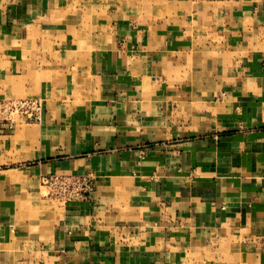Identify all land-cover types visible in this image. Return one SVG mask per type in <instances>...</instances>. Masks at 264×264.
I'll use <instances>...</instances> for the list:
<instances>
[{
    "label": "crops",
    "instance_id": "0c3cea01",
    "mask_svg": "<svg viewBox=\"0 0 264 264\" xmlns=\"http://www.w3.org/2000/svg\"><path fill=\"white\" fill-rule=\"evenodd\" d=\"M26 95L0 264H264V0H0V99Z\"/></svg>",
    "mask_w": 264,
    "mask_h": 264
},
{
    "label": "rangeland",
    "instance_id": "374dc122",
    "mask_svg": "<svg viewBox=\"0 0 264 264\" xmlns=\"http://www.w3.org/2000/svg\"><path fill=\"white\" fill-rule=\"evenodd\" d=\"M12 100L21 103L28 101L34 104L19 107L18 104L10 103ZM42 109L41 100L29 95L0 99V126L13 130L16 127L39 123ZM40 179L41 187L46 189V196H52L58 201L67 200L70 196V200L88 198L94 191L96 182V177L92 172L84 175L49 174Z\"/></svg>",
    "mask_w": 264,
    "mask_h": 264
},
{
    "label": "bare ground",
    "instance_id": "6f19581e",
    "mask_svg": "<svg viewBox=\"0 0 264 264\" xmlns=\"http://www.w3.org/2000/svg\"><path fill=\"white\" fill-rule=\"evenodd\" d=\"M204 1H216V0H204ZM5 101V100H4ZM10 103H13V104H18L19 105V107H23V105H25V103L23 102V103H21L20 101H15V100H12V101H10ZM9 103V104H10ZM8 104V105H9ZM7 105V106H8ZM69 199V198H68Z\"/></svg>",
    "mask_w": 264,
    "mask_h": 264
},
{
    "label": "built area",
    "instance_id": "2783aa9c",
    "mask_svg": "<svg viewBox=\"0 0 264 264\" xmlns=\"http://www.w3.org/2000/svg\"><path fill=\"white\" fill-rule=\"evenodd\" d=\"M23 102H24V101H23ZM23 102H22V103H23ZM24 103H25V104H30V103L34 104L33 102H28V101H25ZM70 197H71V196H70ZM70 197H69V198H70Z\"/></svg>",
    "mask_w": 264,
    "mask_h": 264
}]
</instances>
